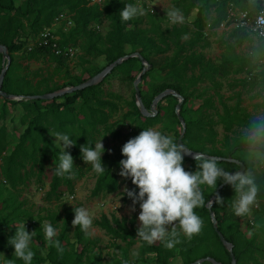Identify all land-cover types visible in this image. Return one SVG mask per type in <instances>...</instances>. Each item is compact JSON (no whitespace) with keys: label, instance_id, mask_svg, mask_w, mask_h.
<instances>
[{"label":"rangeland","instance_id":"rangeland-1","mask_svg":"<svg viewBox=\"0 0 264 264\" xmlns=\"http://www.w3.org/2000/svg\"><path fill=\"white\" fill-rule=\"evenodd\" d=\"M23 1L15 0V3L18 6ZM132 1L134 5L143 9L142 15L134 17L137 26L143 28L149 36H153L158 43L162 40L161 34H164L165 40L169 43V50L163 54H151L155 65L150 66L145 72V78L139 83L141 100L145 107L150 110L156 85L180 82L188 97V100L184 99L180 114L193 122L189 134L191 143L197 142L208 148L216 147L224 150L233 148L237 140L246 139L264 146V139H254V133L264 128V57L251 48L254 39L238 46L230 29L220 30V25L210 26L214 24L217 16L216 6L212 0L196 1L188 10L186 9L188 2L181 0ZM152 8L154 13L150 14ZM172 9H178L183 19L173 22L168 16V12ZM3 14L0 12V24ZM197 17L203 26V34L193 46H190L187 42L196 35L198 25L194 26L193 22ZM107 24V18L103 17L98 28L101 35L105 34ZM24 25L29 31L31 20L24 19ZM172 28L179 30L178 37L170 33ZM57 34L63 37L61 30H57ZM177 39L181 44H185L182 50L183 56L195 51L213 61L212 67L204 71L201 77L192 80L200 72L198 67L173 73L167 65L176 48ZM64 40L78 44L76 49L79 53H76L72 60L61 61L45 50L31 52L28 46L13 53V63L7 70L8 76L6 80L4 79L3 90L13 91L15 95L20 93L18 96L42 94L45 93L46 87H60L57 90L71 87L72 76L88 79L96 74L97 69L102 65V60L93 58L96 47L89 51L88 37L74 30L73 35L64 37ZM98 47H102V44L98 43ZM130 58L127 64L121 63L116 66L98 87L99 97L117 104L112 112L108 107L105 108L109 115L107 123L99 121L98 113L93 114L92 108L97 107L93 98L85 101L83 97H79L59 114L55 111L56 108H51L55 104L46 106L49 101L39 105L40 107L31 106L26 110L22 102L32 100L16 98L7 99L10 101L8 102L0 95V219L2 222L0 233L7 240L6 246L0 252L6 257L11 258L14 251L8 243L9 235L12 236L15 231L14 223L19 225L25 221L28 230L37 232L32 245L36 251L32 264H58L52 263L48 257L52 246L44 239L43 224L45 221L51 222L57 227L59 235L69 211L76 206H83L93 214V225L86 232L87 236L79 249L74 243L76 241L74 234L78 226H74L72 220L69 222L63 246L67 256H75L77 250H82L83 262H86V256L99 254L100 264H182L186 249L180 243L168 249L160 241L148 244L139 237H131L124 241L95 224V221L105 214L109 218L112 215L119 218H131L135 215V226L138 228L140 225L139 202L133 205L131 198L126 199L125 191L126 188L138 190L137 186L132 183L130 177L120 175L119 164L123 158L121 146L133 137L132 130L137 123L130 111L131 102L135 99L133 81L144 66L137 57ZM5 64L6 61L0 54V69ZM64 85L66 86L62 87ZM72 95L73 93H66L52 99H55V102H62L67 96ZM177 103L178 98L172 95L161 100L156 107V116L159 115V118L150 127L178 138L182 125L175 113ZM225 107L228 108L229 114L226 113ZM38 112H41L39 119L41 131H37L32 125L31 137L20 144L22 133ZM106 124L113 126L106 130ZM228 125L230 129L226 128ZM83 130L93 142L106 133L102 137L106 149L102 154V162L105 167L111 166L116 172L118 186L114 192L93 194L99 174L94 171L91 164L81 159L76 144L70 149L74 158L73 174H68V178L61 175V183L57 191L50 190L53 168L60 155L53 136L58 131L69 132L77 141L81 139ZM45 138L53 142L58 149L55 150L54 147L46 144ZM16 149V162L9 170L6 156ZM235 155L238 159L245 160L251 167L252 172L249 174L254 178L258 188L257 194L261 192L262 196L259 197L257 211L251 206L247 214L237 216L233 210L237 193L231 186L222 196L219 195L222 198V202L218 203L219 210L225 214L224 225L227 233L235 230L237 224L239 226L238 250L241 255L239 264H264V153L259 149H245L237 151ZM188 165L189 163H186L185 168ZM41 168H44L42 174H40ZM34 218H36L35 223L32 222ZM202 218L204 221L202 230L191 238L197 245L193 255H197L202 250L219 253L220 246L212 235L209 222L205 217ZM250 220H253L254 224H251ZM179 238L180 241L189 240L182 233ZM249 241L243 251V246ZM12 259L16 264H23V261L16 259L14 255ZM207 262L212 264L210 261Z\"/></svg>","mask_w":264,"mask_h":264},{"label":"trees","instance_id":"trees-1","mask_svg":"<svg viewBox=\"0 0 264 264\" xmlns=\"http://www.w3.org/2000/svg\"><path fill=\"white\" fill-rule=\"evenodd\" d=\"M183 2H188L187 10L190 8L191 5H193L196 1H207V0H181ZM213 4L216 6L217 10V16L215 19L214 24L212 25H220L221 22H223L227 16H228V8L230 4H233L235 7L241 9V10H249L250 13L253 15L254 13H257L261 6H262V0H212ZM125 3H131L133 4L132 0H105L101 5L100 4H88V0H24L22 4L16 5L15 0H0V12H3V20L0 24V44L5 45L8 48V51L10 53L11 57V63H13V53L19 51L24 46H29L30 43L34 41L36 36L39 34L41 29L46 26H50L53 22L55 17L62 11H67L72 14V20H73V26L71 29L64 33L62 32V36L60 37V40L58 41L59 46L63 47L66 45H72L77 48L76 43H68L64 40V37H71L73 35L74 30L80 31L84 35L88 37V42L90 43V49H94L96 47V54L93 58H99L102 60V65L97 69V73L100 72L102 69H104L106 66H108L110 63L114 62L117 58L121 56H125L127 54H131L134 52L139 51L142 56L146 59L148 63L151 65H155V60L151 57V54L153 53H164L165 51L169 50V43L165 40L164 34H161V42L158 43L156 39L153 36H149L146 31L143 28H139L134 20L131 19L129 21H123L120 15V10L124 7ZM62 9V10H60ZM149 10V9H148ZM147 10V11H148ZM150 11V10H149ZM148 11V12H149ZM153 11H150V14H152ZM154 13V12H153ZM107 18L108 24L106 27L105 34L101 35L98 32V28L100 26V21L102 18ZM24 19L31 20L30 30L27 31L25 29L24 25ZM200 19L197 17L195 18L193 24L194 26H197V31L195 37L188 41L187 43L190 44V46H193L195 42H197L202 34H203V26L200 24ZM171 34L178 37L179 30L177 28H172L170 31ZM232 36L236 38V45L241 46L246 41H251L254 39V44L251 46V48L254 51H258L259 55L264 57V41L260 40L259 38H255L249 34L245 29L243 28H234L231 30ZM32 36V37H31ZM98 43L102 44V47H98ZM176 48L174 49L169 62L167 65L170 67L171 71L173 73H178L182 70H187L189 68H197L200 70L199 74L197 76H194L192 80L197 79V77H201L203 75L204 71H206L208 68L212 67L213 61L210 59H206L202 54L197 52H191L190 54L183 56L182 50L185 47V44H181L179 42V39L175 40ZM29 50V49H28ZM39 50H45V52H48L51 56L59 59V60H69L65 56L56 55L51 48L49 47H38L35 46L31 49V52H36ZM79 53V52H78ZM77 53V54H78ZM131 59V58H129ZM129 59H126L122 62V64H127L129 62ZM139 59V58H138ZM114 70V69H113ZM1 71V69H0ZM5 75V80L8 76V72ZM96 73V74H97ZM95 75V74H94ZM91 75L90 77L94 76ZM146 74L143 75L142 79L145 78ZM89 77V78H90ZM86 78H83L81 76H72V83L71 85H77L83 81H85ZM4 82V81H3ZM103 83V80L98 85H93L90 87H87L82 90H77L73 92L72 96H67L66 99L62 102H55V99L51 100H32V101H23L22 104L26 110H29V107L31 106H38L45 103L50 102L46 106L52 105L51 108H56L55 111L59 112V114L65 110L69 105L74 103V101L79 98L83 97L85 101H87L90 98H93L96 102L97 107L92 108L93 114L98 113L99 114V121L102 123H107L108 121V113L105 111V108H109L110 112L116 109L117 104L111 100L102 99L97 95L98 87ZM66 85L62 86L65 87ZM4 87H2L3 89ZM60 87H46L45 93L47 92H53L57 90ZM170 88L178 93H180L184 99L188 100L187 95L184 92V89L180 82L175 83H161L154 87V95L151 98H153L158 95L163 90ZM14 95L16 94L13 91ZM20 94V93H18ZM17 94V95H18ZM24 95V94H23ZM29 95V94H25ZM171 96V95H170ZM165 99V98H164ZM8 101V100H5ZM10 102V101H8ZM184 103V102H183ZM144 104V103H143ZM145 106V105H144ZM226 113L229 114L228 108L225 107ZM24 111V110H23ZM48 111V110H47ZM131 114L135 116V119L137 120V123L132 130L133 137L138 135L139 132L143 128H147L152 126L157 120L159 115L155 116H145L141 113L138 105L136 104L135 99L131 102V108H130ZM24 113H26L24 111ZM173 115H175L173 113ZM182 115V114H181ZM41 116V112H38L31 118L30 124L26 127L24 132L21 135V142L20 144L24 143L29 137H31L30 128L32 125H34V128L37 131H41L42 126L40 125L39 119ZM183 116V115H182ZM58 117V116H57ZM184 117V116H183ZM186 123V132L183 137L184 144L189 147L190 149L194 151H199L205 154L210 155H217V156H232L233 158H237L235 153L239 150H245V149H259L262 150L264 153V146L260 144H256L251 140H237L234 144L233 148H225L224 150H220L216 147L208 148L204 144H200L197 142L191 143L189 141V134L191 133V125L192 120L185 119ZM97 121V120H96ZM113 124H106V130H108L110 127H112ZM227 129H230V126L228 125L226 127ZM177 141V138L174 137ZM46 139V144L51 145L54 147V149H58L56 145L51 142L49 139ZM93 139L86 134V131L83 130V133L81 135V139L76 141V146L80 151V145L85 143V146H87L88 143H92ZM19 149V148H17ZM17 149L12 151L10 154L6 156L7 161V169H11V165L16 162L15 160V154L17 152ZM55 149V150H56ZM238 159V158H237ZM240 160V159H239ZM244 162L246 168L244 170V173H251L252 169L248 165V163L244 160H240ZM114 161H112L113 163ZM59 163V160L55 162V165ZM189 163V165L185 168V164ZM218 165L224 169L225 171L231 173L233 171H236L239 169V165L234 162H228V161H217ZM183 166L185 170L188 171H196L198 170L197 162L194 161V159L189 157H184ZM44 168L40 169V174H42ZM106 171L104 173H101L98 175L95 186L93 188V194L97 195L100 192H114L117 189L118 186V178L116 175L115 170L111 166L105 167ZM53 176L52 180L50 182V190L52 192H56L58 187L61 183V175H57L55 172V166L53 168ZM65 178H68V174H64ZM223 178H218L217 184L214 187H209L206 185H201V188L204 192V204L197 208L196 211L201 217H205L207 221L209 222V227L212 232L213 237L217 241L218 245L220 246V252H214L209 250H202V252L197 253V255H193L196 252V242L195 240L189 239H183L180 241L181 246L186 249L185 258L182 262V264L190 263L196 259L203 258V257H213L217 261L221 262L222 264H231V257L229 254V251L224 247V245L221 243L218 235L216 234L213 224L210 218L209 211L207 209V203L210 201L213 193L223 182ZM232 185L227 184L225 185L219 192L218 195L222 196L224 192H226ZM262 196V193L259 192L256 197V202L259 205V197ZM130 197L126 195V199H129ZM75 208V207H74ZM258 208V207H257ZM257 208H254L253 210ZM212 210L215 213V217L217 219V226L219 230L222 232V234L225 236V238L233 244V251L236 256V264H239L241 255L238 250L240 246V238H238L239 234V226L237 224L236 229L231 231L230 233H227L225 230V214L221 213L219 210V206L217 201L215 200ZM74 217V210L73 208L69 211V213L65 216L64 222H63V229L61 233L57 236V239L61 242V245L64 246L65 237L67 230L69 229V222ZM135 219L136 216L133 215L131 218L127 217H117L115 215H112L111 218H109L107 215L103 214L100 219H97L95 221V224L104 229L106 232L110 233L116 238H120L121 240L126 241L127 239L131 237H138L137 236V227L135 226ZM249 221V220H248ZM253 221V220H251ZM34 221L33 223H35ZM254 224V221H253ZM1 219H0V229H1ZM11 236V235H9ZM74 236L76 237V241L74 242L78 248L82 246V243L87 236V233L85 231H82L80 227L78 226L76 228ZM7 240L4 238V235L0 233V250H2L6 246ZM249 242H246L243 246V251L246 248V245L249 244ZM50 256H48L52 263H58V264H100L101 262V256L99 254H93V256H86V262L82 261V250H77L75 252V256H67L66 252H59L56 248L53 246L51 247L49 251ZM52 255V256H51ZM40 260H43L40 258ZM204 264H210L209 262L205 261Z\"/></svg>","mask_w":264,"mask_h":264},{"label":"clouds","instance_id":"clouds-1","mask_svg":"<svg viewBox=\"0 0 264 264\" xmlns=\"http://www.w3.org/2000/svg\"><path fill=\"white\" fill-rule=\"evenodd\" d=\"M142 14L143 9L131 3H125L120 10L123 21ZM168 16L173 22L183 19L178 9L170 10ZM262 133L264 128L254 133V139H264ZM104 135L87 146L85 143L79 146L81 159L91 164L98 174L106 171L102 162V154L106 151L102 142ZM53 137L60 150L55 172L57 175H72L74 158L70 149L76 144V139L69 132L59 131ZM121 153L123 158L119 161L120 175L130 177L138 189H125L133 205L139 202L140 225L136 230L137 236L148 244L160 241L164 247L171 249L180 243L181 233L188 239L198 234L204 224L203 218L196 211L205 201L201 185L214 187L218 178H223L234 187L237 198L233 210L237 216L247 214L256 202L258 188L250 174L229 173L215 159L205 158L203 154L193 156L198 170H185L183 147L174 137L155 127L143 128L138 135L129 138L121 146ZM216 201L221 203L222 198L217 195ZM73 210L72 224L87 232L93 225V214L83 206H76ZM14 224V234L8 238V243L14 249L12 256L22 260L23 264H32L36 256L32 245L37 232L28 230L25 221L19 225ZM43 231L47 244L63 252L61 242L55 239L58 235L57 227L45 221ZM12 256L8 258L0 252V264H16Z\"/></svg>","mask_w":264,"mask_h":264},{"label":"water","instance_id":"water-1","mask_svg":"<svg viewBox=\"0 0 264 264\" xmlns=\"http://www.w3.org/2000/svg\"><path fill=\"white\" fill-rule=\"evenodd\" d=\"M0 54L2 55V57L6 61L5 66L0 71V95L6 99H16L17 98L18 100H23V99H26V100L52 99V98L64 95L66 93H73L77 90L85 89L87 87L96 85L99 82H101L116 66L121 64L124 60H126L130 57H137L144 64V66H143L141 72L136 77V79L133 81L136 104L138 105V107H139V109L143 115L152 117V116H155L157 114L156 107L161 100H163L164 98H166L170 95L178 98V103H177L176 108H175V113L177 114L178 119L182 125V130H181V133L178 136L176 142L183 147L184 157H189V158L193 159V156H195L196 154H203V156L205 158H208V159H215L216 161H228V162H234V163L238 164L239 169L236 171H233L231 173L243 172L246 168L244 162L240 161L237 158H233L232 156L223 157V156L205 154V153H202L199 151H194L184 144L183 137H184L185 132H186V123H185L184 117L180 114V110H181V107H182L183 102H184V97L180 93H178L177 91H175L173 89H165L153 98L151 106H150V110H148L144 106V104L141 100V92H140V88H139V83L142 80V77L145 74V72L150 68L151 64L146 61L144 56H142V54L139 51L117 58L114 62L110 63L108 66H106L100 72H98L94 76L86 79L85 81H83L77 85H74L71 87H65L63 89L56 90L53 92H47V93H42V94H29L26 96L14 95V94L8 93L2 89V85H3V81L5 78L6 72L10 66V63H11V57H10V53L8 51V48L3 44H0ZM227 184L228 183H226L225 181H223L221 184H219V186L217 187V189L213 193L210 201L207 203V209L209 211L210 218H211V221L213 224V228H214L216 234L218 235V237H219L221 243L224 245V247L229 251V254L231 257V264H236V256H235L234 251H233V244L231 242H229L225 238V236L222 234V232L219 230V228L217 226V219L215 217V213L212 210V206L216 200L217 195L219 194L220 190ZM204 261H210L212 264H222L221 262L217 261L213 257H209V256L196 259V260H194L190 263H187V264H202Z\"/></svg>","mask_w":264,"mask_h":264},{"label":"built area","instance_id":"built-area-1","mask_svg":"<svg viewBox=\"0 0 264 264\" xmlns=\"http://www.w3.org/2000/svg\"><path fill=\"white\" fill-rule=\"evenodd\" d=\"M105 0H88V4H102ZM262 6L257 13L253 15L249 10H241L230 4L228 8L227 18L220 23L222 28L234 29L243 28L250 35L255 38H259L264 41V0H262ZM153 11V8L151 9ZM73 26L72 14L67 11L60 12L54 19V22L50 26L43 27L34 41L29 44L28 49L33 47H49L56 55L67 57L69 60L74 59L76 53H78L76 47L72 45L59 46L60 37L57 34V30L61 32H68ZM254 208L258 207V203L255 202L252 205ZM36 221V218L32 222ZM253 224V221L250 220Z\"/></svg>","mask_w":264,"mask_h":264},{"label":"crops","instance_id":"crops-1","mask_svg":"<svg viewBox=\"0 0 264 264\" xmlns=\"http://www.w3.org/2000/svg\"><path fill=\"white\" fill-rule=\"evenodd\" d=\"M227 28H222V27H220V30H226ZM230 30H233V29H230ZM228 31V30H227ZM2 97V96H1ZM4 98V97H3ZM4 99H6V98H4ZM7 100V99H6Z\"/></svg>","mask_w":264,"mask_h":264}]
</instances>
